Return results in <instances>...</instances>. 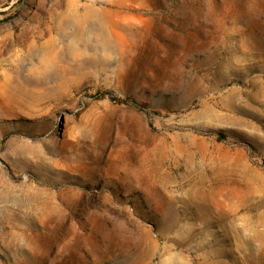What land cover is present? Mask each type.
I'll return each mask as SVG.
<instances>
[{
    "label": "rangeland",
    "instance_id": "rangeland-1",
    "mask_svg": "<svg viewBox=\"0 0 264 264\" xmlns=\"http://www.w3.org/2000/svg\"><path fill=\"white\" fill-rule=\"evenodd\" d=\"M0 264H264V0H0Z\"/></svg>",
    "mask_w": 264,
    "mask_h": 264
},
{
    "label": "bare ground",
    "instance_id": "bare-ground-1",
    "mask_svg": "<svg viewBox=\"0 0 264 264\" xmlns=\"http://www.w3.org/2000/svg\"><path fill=\"white\" fill-rule=\"evenodd\" d=\"M73 29L74 32H76V34H81V42H83V44H87V42L89 41L88 39H85L84 38V34L87 32V30L89 28H87V26L85 24H83L82 22H76L75 24L73 25H67V27H62V29L65 31H67V29ZM80 37V36H79ZM51 49H52V57H51V60H56L59 58V55H60V40L59 39H56V38H52L51 39ZM36 46V50H44L46 47H45V43H39V44H35Z\"/></svg>",
    "mask_w": 264,
    "mask_h": 264
}]
</instances>
